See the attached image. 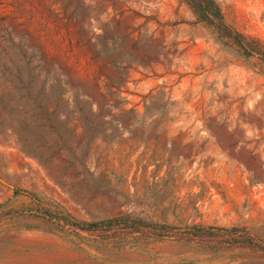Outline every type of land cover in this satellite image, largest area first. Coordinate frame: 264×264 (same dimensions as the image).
<instances>
[{"label":"rangeland","instance_id":"obj_1","mask_svg":"<svg viewBox=\"0 0 264 264\" xmlns=\"http://www.w3.org/2000/svg\"><path fill=\"white\" fill-rule=\"evenodd\" d=\"M192 1L0 0V264H264V0Z\"/></svg>","mask_w":264,"mask_h":264},{"label":"trees","instance_id":"obj_2","mask_svg":"<svg viewBox=\"0 0 264 264\" xmlns=\"http://www.w3.org/2000/svg\"><path fill=\"white\" fill-rule=\"evenodd\" d=\"M192 4L196 7V10L204 20L207 18V15L211 12L212 8L217 10L216 17L220 20L221 24L224 25V17L220 9L215 5L213 0H194ZM80 229H87L88 227H79Z\"/></svg>","mask_w":264,"mask_h":264}]
</instances>
